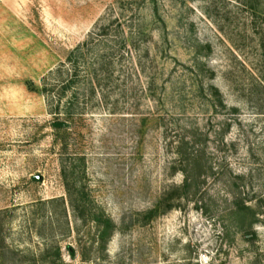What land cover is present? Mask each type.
Returning a JSON list of instances; mask_svg holds the SVG:
<instances>
[{
  "label": "rangeland",
  "instance_id": "374dc122",
  "mask_svg": "<svg viewBox=\"0 0 264 264\" xmlns=\"http://www.w3.org/2000/svg\"><path fill=\"white\" fill-rule=\"evenodd\" d=\"M120 1L142 8L147 38L113 57L96 96L81 97L84 115L71 123L63 156L44 80L117 22ZM143 1L0 0V264H27L52 245L70 264H264V92L255 89L264 0H251L255 14L250 0H156V15ZM135 12H127L133 25ZM183 141L200 166L188 193ZM74 154L119 228L104 257L88 263L92 231L75 217L62 178ZM171 194L175 209L143 225Z\"/></svg>",
  "mask_w": 264,
  "mask_h": 264
},
{
  "label": "trees",
  "instance_id": "16d2710c",
  "mask_svg": "<svg viewBox=\"0 0 264 264\" xmlns=\"http://www.w3.org/2000/svg\"><path fill=\"white\" fill-rule=\"evenodd\" d=\"M145 8L147 5L153 6L156 15V0L143 1ZM148 3V4H147ZM137 5V4H136ZM133 2H119V8L122 12L117 22L103 26L99 34L90 35L87 42L72 51L67 59V63L61 68L51 72L44 80L42 95L45 96L51 115L54 116L51 127L55 131V143H59L62 149V155L69 156L70 152V139H71V123L75 121L76 117L84 115V105L81 106V97L87 93L92 97L97 95L98 88L103 83L104 79H110L111 66H113V59L120 55L122 58L124 54H130L133 50H138L140 47V39L147 38V32L144 29V21L140 14L135 11H140L142 8L134 10L136 6ZM250 9L253 13H257V7L253 5L250 0ZM133 11L138 16L134 19V25L128 22L127 12ZM264 19V14L259 15ZM123 21V22H122ZM118 23V31L116 36L119 37L118 41L112 46L110 40L114 32V25ZM137 25V26H136ZM95 36V37H93ZM264 45V37H263ZM115 49H117L115 51ZM114 57V58H113ZM108 76H104L105 74ZM108 77V78H107ZM53 81H55L53 83ZM259 84L255 87L256 90L264 92V67L259 71ZM214 97L220 98L218 90L211 89ZM260 93V94H261ZM254 94V93H253ZM259 94V93H257ZM220 105L224 106L220 100ZM82 107V108H81ZM195 138V137H194ZM194 138L191 144L195 145ZM190 144L182 142L181 147L177 154L182 160V163L187 162V169L183 170L187 175V179L182 191L188 193L190 191L191 182L189 173H199L200 166L198 158L190 153ZM74 162L70 164V168L63 164L62 178L66 186L68 196V203L71 207L75 217L83 224L84 227L91 230L89 242L85 244L82 251L83 262L88 263L91 261L92 255L104 254L108 251L109 244L113 240L116 233L119 231L117 224L107 214L105 209L96 202L88 186L85 183L86 179V160L79 154L73 155ZM185 161V162H184ZM190 171V172H189ZM197 175V174H196ZM199 175V174H198ZM187 195V194H186ZM237 198L235 204L236 208L245 207V203ZM56 200L51 202L54 204ZM175 198L172 194L163 199L155 209L144 214L143 225H148L157 220L164 213L170 212L175 209ZM62 204L65 205L64 199ZM259 207L262 206V201L259 200ZM88 247V248H87ZM88 251V253H87ZM69 256L72 261L76 260L77 252L69 250ZM27 264H70L63 258L62 249L59 246L52 245L47 247L39 256L28 258Z\"/></svg>",
  "mask_w": 264,
  "mask_h": 264
}]
</instances>
